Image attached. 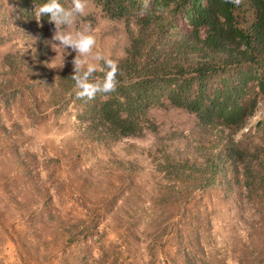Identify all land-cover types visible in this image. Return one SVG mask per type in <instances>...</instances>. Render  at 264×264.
Masks as SVG:
<instances>
[{"label": "rangeland", "instance_id": "374dc122", "mask_svg": "<svg viewBox=\"0 0 264 264\" xmlns=\"http://www.w3.org/2000/svg\"><path fill=\"white\" fill-rule=\"evenodd\" d=\"M15 1L0 0V264H264V198L248 196L228 161L216 184L192 179L229 141L258 142L264 97L235 131L154 106L155 131L95 140L76 106H51L75 52L53 45V24L28 26ZM93 11L87 0L75 29L122 57L128 27ZM171 163L193 174L174 178Z\"/></svg>", "mask_w": 264, "mask_h": 264}, {"label": "trees", "instance_id": "16d2710c", "mask_svg": "<svg viewBox=\"0 0 264 264\" xmlns=\"http://www.w3.org/2000/svg\"><path fill=\"white\" fill-rule=\"evenodd\" d=\"M93 19L128 27L129 42L119 66L116 91L78 99L73 69L60 70L51 106L72 103L95 140L139 138L155 131L151 107H175L193 114L201 125L240 129L264 97V0H90ZM24 22L36 28L35 7L45 0H16ZM71 7V0H60ZM40 24L50 23L42 17ZM130 26L135 27L132 32ZM38 49L40 56L46 48ZM102 66V62H101ZM97 69L93 81L101 79ZM47 83L48 78H42ZM53 82L49 81V86ZM258 142L229 141L205 159L193 177L198 187L219 182L225 162L241 176L249 197L264 198V116L255 124ZM225 161V162H224ZM170 174L191 177L192 165L171 163ZM188 170V171H187ZM177 180V179H176Z\"/></svg>", "mask_w": 264, "mask_h": 264}, {"label": "clouds", "instance_id": "9594fccd", "mask_svg": "<svg viewBox=\"0 0 264 264\" xmlns=\"http://www.w3.org/2000/svg\"><path fill=\"white\" fill-rule=\"evenodd\" d=\"M226 2L239 5L241 0ZM86 8L87 0H71V7H65L60 0H45L44 3L37 5L34 11L38 24L41 18L46 16L54 25L52 41L57 43L53 45L63 53H66V49L75 52L71 62L73 73L70 77L75 82L77 98L90 101L97 95H107L116 91L120 70L116 60L106 58L100 51H94L97 41L95 36L90 34V30L75 29L77 18L85 14ZM64 56L60 67H63ZM98 66L103 72V77L93 81Z\"/></svg>", "mask_w": 264, "mask_h": 264}]
</instances>
